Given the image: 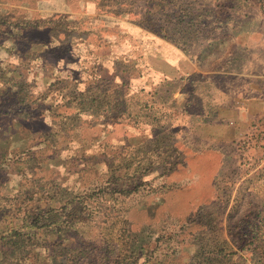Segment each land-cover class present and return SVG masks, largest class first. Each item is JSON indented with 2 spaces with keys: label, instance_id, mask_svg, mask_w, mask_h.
<instances>
[{
  "label": "rangeland",
  "instance_id": "obj_1",
  "mask_svg": "<svg viewBox=\"0 0 264 264\" xmlns=\"http://www.w3.org/2000/svg\"><path fill=\"white\" fill-rule=\"evenodd\" d=\"M233 1L248 0H0V244L35 233L24 264H264V157L243 155L247 132L214 183L186 165L210 105L186 104L178 56L233 35Z\"/></svg>",
  "mask_w": 264,
  "mask_h": 264
},
{
  "label": "crops",
  "instance_id": "obj_2",
  "mask_svg": "<svg viewBox=\"0 0 264 264\" xmlns=\"http://www.w3.org/2000/svg\"><path fill=\"white\" fill-rule=\"evenodd\" d=\"M224 7L229 18L220 28L224 33L233 30V35L227 39H209L197 51L186 48L178 56L183 67L177 72L185 75L186 104L192 105L195 99H199L211 106H207L204 118L197 120L206 131L200 133L201 145L194 150L200 155L198 165H190V161L186 164L193 173H201L197 182L212 172L211 183L215 182L225 165L231 144L251 130L255 120L264 113V0H248L247 4L233 1L230 7ZM243 16L250 19L247 26L244 21H237V18L243 20ZM228 77L235 78L227 89L230 96L211 100L205 90L207 86L222 95L224 91H221L220 82L227 84L226 80H221ZM206 162H215L217 167L213 171L201 168Z\"/></svg>",
  "mask_w": 264,
  "mask_h": 264
},
{
  "label": "trees",
  "instance_id": "obj_3",
  "mask_svg": "<svg viewBox=\"0 0 264 264\" xmlns=\"http://www.w3.org/2000/svg\"><path fill=\"white\" fill-rule=\"evenodd\" d=\"M32 20L35 21L34 18H32ZM36 28V27H35ZM38 28V27H37ZM26 27H22V30H20V34L19 35V38H28V33L26 31ZM38 30H40V28H38ZM8 34L10 33V31H6ZM14 33V32H13ZM19 33V31L17 32ZM12 35V34H11ZM17 36V35H16ZM1 45V43H0ZM21 105H24V101H20L19 102ZM175 147V146H174ZM176 165V163L174 164V166ZM176 167V166H175ZM175 169V168H174ZM174 169L170 170L169 172L173 171ZM140 186H136L135 188L131 189V188H126L125 191L127 193H131V192H135L139 189ZM39 215L41 214V216H39L38 218H35V223H39V222H42V214H44V211L41 210L39 213ZM38 221V222H37ZM39 228V227H38ZM29 238L32 239V236L33 235H36L35 233L32 235L31 232H7L5 234H2L1 235V239L2 240V244H0V248L2 250V258H0V264H3L6 260H8L12 255L14 256V250L13 248L9 247L6 245L7 243V240L11 239V238H16L18 239L20 242H18V245H17V248L16 250H18L17 254L15 255V259H16V264H24L25 261H28L29 260V253L31 250L28 249V239H27V236ZM84 253L82 254L81 258L84 257L83 256ZM41 260H45L46 261V257L45 256H42V253L40 254V256L38 257ZM80 258V259H81ZM69 262V261H68ZM67 262V264H68ZM61 263H63L61 261ZM42 264V263H41ZM70 264H85L83 262L81 263H78V262H75V261H72L70 262Z\"/></svg>",
  "mask_w": 264,
  "mask_h": 264
},
{
  "label": "built area",
  "instance_id": "obj_4",
  "mask_svg": "<svg viewBox=\"0 0 264 264\" xmlns=\"http://www.w3.org/2000/svg\"><path fill=\"white\" fill-rule=\"evenodd\" d=\"M238 147L243 155L251 148H257L264 157V113L255 120L253 128L239 139Z\"/></svg>",
  "mask_w": 264,
  "mask_h": 264
}]
</instances>
